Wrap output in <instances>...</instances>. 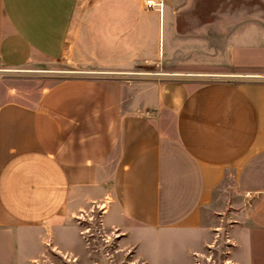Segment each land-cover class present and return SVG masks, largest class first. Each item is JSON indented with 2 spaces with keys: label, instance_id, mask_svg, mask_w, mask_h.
Segmentation results:
<instances>
[{
  "label": "crops",
  "instance_id": "0c3cea01",
  "mask_svg": "<svg viewBox=\"0 0 264 264\" xmlns=\"http://www.w3.org/2000/svg\"><path fill=\"white\" fill-rule=\"evenodd\" d=\"M180 1L165 0L157 17L140 0H0V72L68 58L84 73L9 82L0 100V228L78 229L73 216L107 197L104 217L115 227L196 231L202 207L234 175L250 222L236 260L264 264V79L137 90L125 77L148 32L177 30ZM103 22L116 49L96 46ZM128 39L138 40L130 51ZM252 66L264 78V64Z\"/></svg>",
  "mask_w": 264,
  "mask_h": 264
},
{
  "label": "rangeland",
  "instance_id": "374dc122",
  "mask_svg": "<svg viewBox=\"0 0 264 264\" xmlns=\"http://www.w3.org/2000/svg\"><path fill=\"white\" fill-rule=\"evenodd\" d=\"M139 9L158 17L156 10L146 9L144 0ZM175 9L177 30L172 27L166 36L157 37L148 32L146 48L128 54L138 59L125 74L134 88L142 89L143 83L154 90L151 83L167 80L264 79L254 75L258 71L252 66L264 64V0H181ZM101 10L99 16L107 15ZM101 25L96 46L116 49L105 23ZM137 44V39H128V51ZM238 56L244 66H238ZM81 72L68 58L1 71L0 100L14 79L18 86L50 84ZM234 185V175H229L218 186L212 202L201 209L196 231L142 233L115 227L104 217L107 197L88 201L73 216L72 225L78 229L58 228L55 233L45 227L0 228V264H239L238 233L250 227L249 203Z\"/></svg>",
  "mask_w": 264,
  "mask_h": 264
},
{
  "label": "built area",
  "instance_id": "2783aa9c",
  "mask_svg": "<svg viewBox=\"0 0 264 264\" xmlns=\"http://www.w3.org/2000/svg\"><path fill=\"white\" fill-rule=\"evenodd\" d=\"M144 4L147 10H156L162 13L165 6V0H144Z\"/></svg>",
  "mask_w": 264,
  "mask_h": 264
}]
</instances>
